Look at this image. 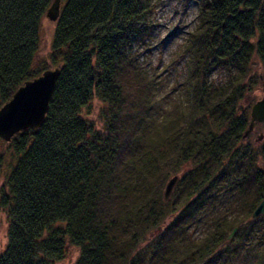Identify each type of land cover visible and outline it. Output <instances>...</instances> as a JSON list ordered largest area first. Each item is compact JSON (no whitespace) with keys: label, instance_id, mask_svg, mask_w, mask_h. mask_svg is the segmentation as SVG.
<instances>
[{"label":"trees","instance_id":"16d2710c","mask_svg":"<svg viewBox=\"0 0 264 264\" xmlns=\"http://www.w3.org/2000/svg\"><path fill=\"white\" fill-rule=\"evenodd\" d=\"M150 1L61 0L41 62V23L53 0H0V107L25 81L61 69L44 124L9 143L0 138L8 217L0 264H56L69 246L79 249L73 264H172L168 252L208 217L213 188L241 195L237 213L185 244L183 264L231 257L234 228L258 225L264 142L259 150L241 144L250 122L242 100L253 66L264 77V0H194L199 23L186 38L180 95L169 102L175 89L167 90L168 109L136 49L152 25ZM216 69L228 79L212 81ZM94 99L100 128L86 117ZM183 168L166 201V182ZM261 223L256 233L264 215Z\"/></svg>","mask_w":264,"mask_h":264},{"label":"rangeland","instance_id":"374dc122","mask_svg":"<svg viewBox=\"0 0 264 264\" xmlns=\"http://www.w3.org/2000/svg\"><path fill=\"white\" fill-rule=\"evenodd\" d=\"M149 3L151 7L149 21L152 25L148 28L147 39L137 44L136 49L138 51L140 64L151 76H153V81L157 83V101L160 103L162 109H166L171 104H169L168 101L170 102L171 99H176V97L180 95L176 94V90L178 89L176 87L179 86L178 82H180L186 74L187 54L184 53V48L189 32L193 31L199 23L197 15L198 6L194 0H153ZM54 29L55 22H51L45 17L41 23V44L39 53V60L41 62H47L48 60ZM257 67L253 66L251 70V76L248 79L247 89L242 100V106L249 108V110H251L252 106L257 101L262 99L264 94L262 81L259 80L260 82L257 83L254 78L258 77V74L260 75V70ZM226 79H228V73L224 69H216L211 76V80L215 83L224 82ZM169 87H171V90L175 89V92L173 94L174 98L171 96L167 101L165 100V97H167V90H170ZM101 106V103L94 99L90 112L92 114H86V117L95 122L98 128L101 127L99 117ZM262 134L263 138L262 140H259L258 137ZM263 142L264 123L257 125L254 128V131L250 133L241 144H251L254 148L259 150V147H261ZM261 161L262 160L259 158L260 165L264 166ZM184 171L185 168L179 170L176 174H173V176L177 175L180 179V176ZM171 177H169V180ZM0 188H2V181L0 182ZM176 188L177 184L174 187L170 198H172ZM216 189L217 188H213L208 195H205L207 201H213L216 199V201L208 207V217L202 221L200 220V222L191 224L184 235V238L180 240L179 246H175L170 252H168L167 260L172 262V264H183L184 260L180 255L184 250L187 251L185 244L192 243V240H201L206 234L212 233L210 231L213 221H216V219H222L225 216H228L229 218L230 216L236 215L241 195L236 196L228 187L224 191L218 190V194L213 192ZM262 216L263 215L259 216L257 219H253L255 221L258 220V225L249 221L246 222L244 226L236 229L234 234L230 237V244L233 246L232 250L235 253L232 254L231 257L222 253V259L221 261H217L218 264H264V232L256 233L257 231H255V227L258 228L263 226L261 223ZM7 218L6 211L0 210L1 250L5 249L8 240ZM163 229L164 227L161 230L150 233L148 240L139 250L141 251L146 250L148 247L150 248L151 244L158 239ZM169 246L170 245H168V247ZM148 253H150V251H148ZM78 255L79 249L74 246H69L66 258L56 264H73L77 260ZM217 262L213 264H216Z\"/></svg>","mask_w":264,"mask_h":264},{"label":"water","instance_id":"95a60500","mask_svg":"<svg viewBox=\"0 0 264 264\" xmlns=\"http://www.w3.org/2000/svg\"><path fill=\"white\" fill-rule=\"evenodd\" d=\"M60 9L61 0H53L45 17L51 22H56L60 16ZM60 72L59 67L50 68L43 71L40 76L25 81L0 107V138L4 142L9 143L19 133L40 128L44 124ZM260 79L264 91L262 75ZM257 123H264V94L262 99L251 108L250 122L244 138L249 136ZM178 179V176H173L165 185L164 198L166 201L169 200ZM261 215H264V199L252 213V219H257ZM236 229L234 228L230 233L229 238Z\"/></svg>","mask_w":264,"mask_h":264},{"label":"flooded vegetation","instance_id":"af4514ba","mask_svg":"<svg viewBox=\"0 0 264 264\" xmlns=\"http://www.w3.org/2000/svg\"><path fill=\"white\" fill-rule=\"evenodd\" d=\"M260 81H261V79H260ZM250 111H251V110H250ZM259 124H263V123H257V124H255L254 128H255L257 125H259ZM248 126H249V124H248ZM254 128H253V131H254ZM247 129H248V127H247ZM247 129H246V130H247ZM253 131H252V132H253ZM252 132H251V133H252ZM244 134H245V133H244ZM246 138H247V137H246ZM260 138H261V139H260ZM262 138H263V134L260 135V136L258 137L259 140H262ZM244 139H245V138H244Z\"/></svg>","mask_w":264,"mask_h":264},{"label":"bare ground","instance_id":"6f19581e","mask_svg":"<svg viewBox=\"0 0 264 264\" xmlns=\"http://www.w3.org/2000/svg\"><path fill=\"white\" fill-rule=\"evenodd\" d=\"M53 68H54V67H53ZM60 70H61V69H60ZM60 73H61V72H60ZM41 74H42V73H41ZM41 74H40V75H41ZM40 75H39V76H40ZM59 76H60V75H59ZM35 78H36V77H35ZM58 78H59V77H58ZM57 81H58V80H57Z\"/></svg>","mask_w":264,"mask_h":264}]
</instances>
